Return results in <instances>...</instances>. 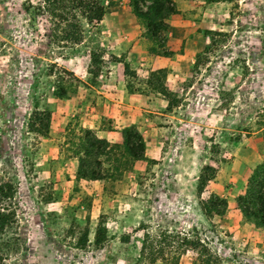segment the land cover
Masks as SVG:
<instances>
[{
  "label": "rangeland",
  "instance_id": "obj_1",
  "mask_svg": "<svg viewBox=\"0 0 264 264\" xmlns=\"http://www.w3.org/2000/svg\"><path fill=\"white\" fill-rule=\"evenodd\" d=\"M102 1L103 19H82L81 39L72 42L61 37L52 0H0V176L17 189L8 200L17 225L5 236H19L7 264H83L91 251L97 264H169L176 256L178 264H191L195 251L179 255L184 234L207 241L223 264H264V230L236 201L264 160V72L252 67L263 60L253 62L246 50L262 48L264 57V0H188L167 18L164 43L145 37L128 0ZM171 25L201 35L196 41L203 48L190 66L179 54L192 51L174 40ZM233 33L241 35L240 48L232 47L235 56L219 65V51L231 46ZM247 37L252 42L244 47ZM129 53H136L133 60ZM173 54L184 78L171 82L162 65ZM111 55L128 63V75L109 73ZM206 76L216 79L207 85ZM123 84L138 95L131 103L142 109L134 117L147 156L132 160L117 143L115 153L125 162L120 174L103 182L79 179L72 152L79 129L97 116L105 117L106 128L123 115L117 110L127 109L126 100L118 105L121 99L109 94ZM61 90L64 98L54 94ZM35 109L52 112L46 136L29 130ZM187 114L191 124H181ZM205 165L216 173L199 193ZM212 195L227 200L222 216L207 204ZM97 221L107 235L100 248ZM86 226L88 242L79 246ZM162 230L171 233L166 240L174 247L165 249L167 260L151 262L149 250L141 255L143 239Z\"/></svg>",
  "mask_w": 264,
  "mask_h": 264
},
{
  "label": "trees",
  "instance_id": "obj_2",
  "mask_svg": "<svg viewBox=\"0 0 264 264\" xmlns=\"http://www.w3.org/2000/svg\"><path fill=\"white\" fill-rule=\"evenodd\" d=\"M135 17L145 24L144 35L148 40L165 41L163 34L168 29L167 18L176 12L174 0H128ZM53 15L59 24H63L61 36L63 40L78 42L81 39V20L86 19L89 23L99 22L105 15V6L102 0H52ZM161 46H164L161 44ZM150 52L154 53L155 47H150ZM111 60L122 62L124 74L128 75L130 67L122 56L111 55ZM94 60V57H92ZM58 98H64L66 92L54 91ZM52 112L49 109H35L29 118V130L41 136H46L51 120ZM77 141L73 144L72 152L78 160L76 176L85 180H102L105 178H115L124 168L123 159L115 153L117 143L110 142L105 138L98 137L91 128L81 127ZM123 146L126 155L132 160H142L146 158V144L144 137L136 126L130 125L121 129ZM216 168L212 165H205L200 176L197 191L202 192L207 182L215 177ZM17 189L14 183L0 176V264H7L10 253L19 248V236L12 235L6 237L8 229L17 225L15 211L8 204ZM237 204L244 216L264 230V160L256 165L252 171L246 188L243 193L237 196ZM209 208L217 215L222 216L227 208V200L219 195H212L207 200ZM102 217V215H101ZM87 221L89 217L87 216ZM89 228H84V233L79 239V246H84L88 242ZM163 231L157 237H150L149 234L143 239L141 255L149 250L151 262L158 259L167 260L165 249L172 247L174 242L166 240ZM106 229L102 221H98L95 230L94 243L96 247H101L106 240ZM185 246L179 255L189 250L195 251V257L191 264H223L216 251L208 245V242L200 238H190L183 235L180 247ZM174 247V246H173ZM178 256L169 264H178Z\"/></svg>",
  "mask_w": 264,
  "mask_h": 264
},
{
  "label": "crops",
  "instance_id": "obj_3",
  "mask_svg": "<svg viewBox=\"0 0 264 264\" xmlns=\"http://www.w3.org/2000/svg\"><path fill=\"white\" fill-rule=\"evenodd\" d=\"M175 1L179 2V3H177L176 10L181 11V10H184L186 8V6H189L188 5L189 4L188 0H175ZM221 2L223 3L224 1H221ZM170 30H171V32L170 31L169 32L172 33L173 36L172 35L171 36L173 38L175 36H178V38L180 40L185 42V45L188 47V49H190L192 51V52L188 51L184 55L179 54V56H181L182 58L187 59V61H188L187 66H190L191 65V61L193 60L192 57H195V53L194 52H196V50H200L201 48H203V45H201L200 43L198 44V42H197L198 39L201 38L200 33L197 32V30L195 29L193 35L189 36V35H187V33L182 28H175L172 25L170 26ZM246 32H248V31H246ZM239 33L241 34L242 32H239ZM250 34H251L250 36L252 38L253 35H252V33H250ZM239 36H241V35H239ZM239 36H237V33H233L230 36V40L233 38L230 41L231 46L225 48L224 50H220L219 51V56H218L219 62H217L219 65H224V62H227V58H229V60H230L232 58V55L235 56L234 55V50H232V47L240 46V45L236 44V41H237ZM178 38L177 39L174 38V40L178 41ZM196 39H197V41H196ZM129 40L130 39H128L129 43H127V45L130 44ZM249 40H250V38L247 37L245 39V41H244L246 43L240 42V44L244 45V47L248 46L247 45L248 42H252V39H251V41H249ZM193 42H195V43H193ZM128 46H130V45H128ZM238 48H240V47H236V50ZM261 49L262 48H260L259 50H257V52H255L254 48H252L251 46L249 48H246V50L250 51L251 59H253V62H256V60H255L256 58L255 57H257L258 60H263L261 65H255V63H252V67H254V69H256L259 66H262L263 67L262 71L264 72V57L262 56L263 52H261ZM254 53H257V54H254ZM135 56H136V53H133V54L129 53V58H131V59L133 58L134 59ZM228 56H230V57H228ZM164 62L165 63L162 66H166L169 69V72L167 74H168V79L171 78V80L169 79L171 82L177 80V78H181V79L184 78L183 77L184 76V72L183 71H178L179 64H182V63L181 62L178 63V57L176 56V54H173V56L165 57ZM110 68H112L111 71L109 72L111 75H114L116 72L117 73L121 72V73H123V76H125V74H124V65H123L122 62H113L110 65ZM216 71L219 72V69L217 68ZM214 79H216V76L213 77L212 79L208 78L206 76L203 80H205V83L208 85V83L212 82ZM123 81H124V78H123ZM123 88H125L124 84H123V86L120 89L121 91H119L117 94L109 93L113 97L117 96V97H119L121 99L120 101H117L118 105H120L121 101L126 100L125 103H122V102L121 103L123 104V106L127 107V109L123 108L121 110H117V111L122 112L123 115H118V118H116V120L111 119V121H112L111 123L109 122L110 121V119H109L108 125L105 128V125H101L102 124V120H105V117L104 116L102 118L98 117L94 113L92 115H95V117L97 116V119L94 120V122L92 124L85 125V126H88L87 128H91L93 130H97L96 133H97L98 137L105 138V139L109 140L110 142H116L118 144L123 142V139H122V136H121V132H119V131H121L122 128H124L126 126H129V125H133V124L137 125L138 119L135 118L134 116L141 114V110H142V109H139L140 108L139 105H132V103H131L134 100V97L137 95V93H133L131 90L129 91V90H126V88L125 89H123ZM192 88H194V87H191L190 89L192 90ZM203 104L206 105L207 104L206 101H204ZM151 105H152V102H151ZM129 106H131L130 108H132V109H128ZM129 117H131V118H129ZM108 118H109V116H108ZM186 118H181V120H182L181 124H184L183 120H186L187 123L191 124V120H189L191 118H189L188 114L186 115ZM137 128L141 129V126H139V124H138ZM114 133H116L115 136H114ZM157 140H160V139H157ZM146 156H147V153H146ZM75 159L77 160L76 157H75ZM95 181H100V180H95ZM101 181L103 182L104 179H102ZM97 224H98V221H97ZM257 230H259V228H257ZM89 242H93V239H90ZM88 254H89V256H85L84 257L83 264H97L96 263V259L98 258V255H96L97 251H91Z\"/></svg>",
  "mask_w": 264,
  "mask_h": 264
}]
</instances>
